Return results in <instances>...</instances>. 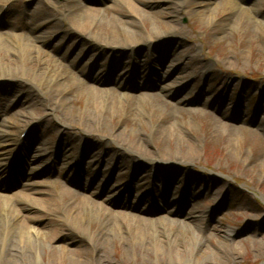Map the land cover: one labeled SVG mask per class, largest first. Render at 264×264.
I'll use <instances>...</instances> for the list:
<instances>
[{
	"label": "rangeland",
	"instance_id": "obj_1",
	"mask_svg": "<svg viewBox=\"0 0 264 264\" xmlns=\"http://www.w3.org/2000/svg\"><path fill=\"white\" fill-rule=\"evenodd\" d=\"M63 1L51 0L50 5L45 0L38 4L44 7L43 10L48 14L49 20L55 19L62 30L68 27L65 22L68 12ZM82 1L86 9L99 12V22L111 27L110 31L106 30V36L112 35L111 31L114 30L117 21L129 20L128 5L122 0ZM226 1L227 6L224 5ZM10 2H13V6L18 10L37 6L36 0L32 3L29 0ZM135 3L149 12H156L165 6L163 0H136ZM172 3H179L181 8L176 16L178 19L176 30L173 31L166 26L171 18V14L168 15L170 10H164L162 14L154 16L145 15L143 18L145 25L138 17L133 20L136 21L135 29L129 30L138 32L140 39H145L148 32L154 31L159 37L171 35L173 39L169 38L162 46L157 47L156 55L158 57L160 52H167L178 45V56L174 59L176 62L184 60V57L193 59L189 60L185 73L173 72L172 62H168L166 68L161 70L155 65L157 61L154 59L141 63L142 71L130 65L118 73L120 66L113 65L104 59L105 57L96 58L94 52L83 45L79 44L76 51L75 47L69 48L58 44L54 38L58 35L51 30L53 36L44 38L43 46L47 50H53L52 61H58L62 65L56 73L65 72L72 76L80 74L78 76H81L80 78L81 73H85L91 81L98 80L104 83L111 91L108 100L113 99L116 106L98 114L87 107L86 96L71 93L66 96L65 107L61 108L56 104L58 96L53 98V94L50 93V86L45 87L44 91L35 88L32 90L26 86L23 90H16L15 94L8 98L0 99V111L14 105L16 99L22 97L26 90L35 91L37 97L29 99L27 104L30 107L26 109L29 117L41 120L37 131L39 140L35 142L37 144L32 154L41 153L42 161L47 162L49 166L54 163V155L60 140L66 143L70 153L68 156L75 160L82 154L91 153V148L86 142L87 137L92 139L93 143L101 142L108 137L106 132L103 136L97 137L92 134L88 136L85 132L77 130L82 125L79 117L88 115L98 119L105 131L116 128L117 137L126 133L146 139L154 153L168 148L180 152L182 148H178L180 143L178 139L185 138L193 145L194 155L197 156L194 162L182 167L191 174L195 183L183 182L181 179L183 170L179 171L177 198L167 197L168 190L173 185L169 179L162 184L164 199L156 200L153 180L155 175L152 170L149 172V169L147 179L141 187L137 190L131 188L133 178L131 169L126 171L124 167L121 169L119 166L113 167L110 160L106 165L104 163L95 166L85 165L83 169L81 165L78 167L70 165L68 160L56 163L55 168H51L52 171H43L47 166L37 163L33 166L38 168L40 173L46 174H35L31 182L45 183L43 190L53 196L55 201H59L56 196L60 194L62 188H67L80 197L88 196L96 190L97 200L104 201L108 197L110 208L114 212L128 213L153 223L166 217L186 222L189 212L196 215L204 213L202 225L197 226L198 229L202 226L203 233L196 242L199 248H202L198 251L201 263L216 261L218 264H264V0H172ZM57 10L60 11L56 12ZM41 20H44V17ZM28 24L34 25V21H17L15 31L28 33ZM69 27L71 32L73 30V37L76 36V28L73 25ZM10 28L8 17L3 15L0 18V31ZM29 30L33 34L42 31L33 30L32 27ZM91 35L95 39L101 37L95 30ZM152 51L144 50L143 53L150 56ZM41 58L42 56L33 59L32 63L39 64ZM155 66L157 68H154ZM42 67L46 70L51 64ZM43 73L41 70L36 75L42 76ZM168 74L170 78L165 80L167 84L173 82L177 84L169 93L164 94L158 89L156 76ZM45 79L46 82L49 81L46 77ZM188 82L194 84V90L189 93L186 86ZM46 94L51 99L50 107L46 102ZM120 95H126V98L120 99ZM35 98L37 99L32 102ZM23 108L15 106L11 113L2 117V120L17 116ZM216 120H219L221 125L214 124ZM125 122L127 125H124ZM171 127L173 130L168 133ZM21 130L11 128V131L16 133L15 138ZM20 139L17 138L18 142ZM24 140L25 137L23 142ZM28 140L30 137L26 142ZM120 144L122 143L115 140L110 145L116 149ZM3 149L0 145L2 174L0 196L7 198L16 206L28 204L23 201L22 194L25 192L22 177L29 169L22 164L16 165L14 161L13 169L5 171L3 168V165L10 162V149L21 151V147L13 144L5 151V156H1ZM5 158L7 159L4 160ZM159 159L161 157H156V160ZM177 163L172 165H181L182 160H178ZM146 165L148 163L143 166ZM132 166L133 164H129V167ZM84 175L96 181L98 188L94 186V182L86 183L83 180ZM112 187L116 190L111 191ZM209 189L213 191L211 195L206 194ZM170 200L173 205H176L177 201L179 203L171 216H168L166 211L170 209ZM110 224L112 226L116 224L114 232L110 233L111 236L117 235V230H120L123 237L129 240L127 247L126 243L112 242L113 239L109 238L107 247L114 264H174L172 259L171 261L167 259V255L153 256L148 252L146 246L150 243L149 239L145 241L132 239L131 234L119 225L118 220L111 219ZM154 225L165 228L175 236L181 230H185L182 224L169 227L167 221L163 225ZM118 227L120 228L117 229ZM66 235L67 233L61 232L56 242L69 241ZM86 238L89 240L84 242L85 248L89 251L86 260L98 264V254L91 251V246L95 242L93 239L90 241L89 237ZM8 242H15V237H10ZM179 243L182 248L181 239ZM131 245L142 246L143 250L133 252L130 250ZM40 256L36 264H48L50 260L48 253L43 251ZM4 261L8 259L0 252V263ZM11 264L33 263L24 257L17 262L11 261ZM62 264H69V258L67 257Z\"/></svg>",
	"mask_w": 264,
	"mask_h": 264
},
{
	"label": "bare ground",
	"instance_id": "obj_2",
	"mask_svg": "<svg viewBox=\"0 0 264 264\" xmlns=\"http://www.w3.org/2000/svg\"><path fill=\"white\" fill-rule=\"evenodd\" d=\"M33 1L35 2V0H29L30 3ZM44 1L36 0L37 8L31 9V7H25V9L23 7L19 10L13 6L14 3L10 2V0L0 1V18L3 15L8 17L9 24L11 25L10 29L0 31V99L8 98L15 94L16 90H23L26 86H29L32 90L35 88L38 91H44L45 87L50 86L51 89L49 91L53 94V98L58 96L59 99L56 104H59L61 108L65 107L66 96L71 95V93L86 96L88 100L87 107L98 114L105 113V109L116 106V102L113 99L108 100L111 91L104 83L98 80L91 81V78L87 77L85 73H81L82 78H80L81 76L78 77L80 74L72 76L65 72L56 73L57 69L62 67V65L58 61H52L53 50H47L43 46L44 38L53 36L51 30L57 33L58 37L54 38H56L58 44L68 46L69 48L75 47L76 51L79 49V44L83 45L87 47L86 49L92 50L96 58L105 57L104 59L112 62L113 65L120 66L121 69L118 70V73L123 70L122 68L130 65L138 67V70L142 71V67L140 68V66L143 64L141 63L154 59L157 61L155 65L161 70L166 68L168 62H172L173 72L183 74L187 70L189 60H193L192 58L187 59L184 57V60L176 62L174 59L178 56V45L167 52H160L161 54L159 53L157 57V47L162 46L169 38L172 40L171 35L159 37L154 31V33L148 32V36L145 39H140L138 32L129 30L130 28L135 29L136 21L133 20L138 17L143 25H145V20H143L145 15H159L164 10H170L168 15L171 14V18L168 21L169 24L166 26L173 31L176 30V25L178 24L176 16L181 11V8L179 3L173 4L172 0H163L165 6L156 12L143 10L136 5V0H122L124 4L128 5L129 20L117 21L114 25V30L111 31V36H106V30L110 31L111 27L99 22V12L93 9H86L82 0L63 1L68 12L67 18L65 17L68 27L63 28V30L58 27L55 19L49 20L48 14L43 10L44 7L38 5ZM46 1L52 5L51 0ZM227 4L226 1L224 5L227 6ZM5 5H7V10L4 12ZM59 11L57 10L56 12ZM42 16L44 20H41L43 19ZM26 20L34 21V25H39L41 28L28 24V33H17L15 31L17 27L16 22H26ZM84 22L86 25H83ZM70 25H73L77 30L74 37L73 30L71 32V28L69 27ZM30 27L33 30L41 29L42 31H37L38 33L33 34L29 30ZM93 30L101 36L100 38H96L99 41L91 35ZM179 42H181V39H179ZM153 49L155 51H152ZM144 50H147V52L152 51L153 53L149 56L143 53ZM40 56H42L40 63L33 64L32 60ZM48 64H51V67H46L45 70L42 65ZM156 66L154 68H157ZM41 70L44 72L43 75H36ZM45 77L49 80L48 82H46ZM156 78L159 85L158 89L164 94L169 93L174 85L177 84L176 82L167 84L165 80L170 78L169 74L162 77L156 76ZM186 86L188 87L187 93L194 90L193 82H188ZM34 97H37L35 96V91L26 90L22 97L16 99L14 105L7 106L0 111V145L4 148L1 156H5V151L9 147H12L13 144L15 146L18 145V136L23 131H27L25 140L20 146L21 151L10 149V162H8V165H3V168L5 171L13 169L14 161L16 165L22 164L29 169V172L27 171L25 176L22 177L23 191L25 192L22 195L24 203L30 204L16 206L10 203L7 198L0 196V252L2 256L4 254L8 259V261L0 264H11V261L17 262L18 259H23L24 257H27L33 264H36L39 262L38 260L41 258L40 253L43 251H46L49 255L50 260H48V264H62L67 257L69 258V264H92L91 261L86 260L89 252L84 246V242L89 241H87L86 237H89L90 241L93 239L95 242L91 246V251H96L98 254V264H114L109 256L107 247L109 238L113 239L112 242L126 243L127 247L129 246V240H126L123 237V233L117 230L120 227L116 229L117 235L111 236L110 233L114 232V226H116V224L114 226L110 224L111 219L118 220L119 225L131 234L132 239H141L142 241L149 239L150 243L146 247L149 249L148 252L153 256L167 255V259L169 261L172 259V263L174 264H218L216 261L201 263V256L198 255V251L202 248H199L196 242L201 237L203 228L200 226L198 229L197 226L202 225L204 213L196 215L189 212L186 216L188 220L186 222H179L166 217L159 219L157 223H153L142 217L128 213L114 212L110 208L108 197L104 201L97 200V196L95 195L96 190L88 196L80 197L75 192L62 188L60 194L56 196V198H59V201H55L53 196L48 195L43 190L42 187L45 183L31 182L35 174H46V172L44 174L40 173L38 168L33 166L37 165V163H41L44 167L47 166L43 171H52L56 163L68 160L70 161V165L75 167L81 165L82 169L85 165L93 164L95 166L103 163L106 165L107 161L110 160L113 163V167L119 166L120 169L124 167L126 171L131 169V176H133L131 188L137 190L141 187L142 183L147 179L149 169V172L152 170V173L155 175L153 180L155 183L154 193L156 200L162 201L164 199L162 184L168 182L169 179L170 182L172 180L173 185L168 190L167 197L171 199L177 198L179 194L177 182L179 171L183 170L181 174L183 182H187L188 184L195 183L191 174L187 173L185 167H182L190 162H194L197 156L194 155L195 149L188 140L183 137L178 139L180 141L178 148H182L180 152L174 151L173 148H168L167 150L161 149L159 153H154L150 150V145L146 139L126 133H122L117 137L116 128L105 131V128L102 127L98 119L92 115H88L82 118L79 117V122L83 126L81 125L77 130L85 132L88 136L92 134L97 137L103 136L106 132L108 137H105L101 142L96 141L95 143L87 137L86 142H88L87 144L91 148V153L82 154L75 160L68 156L70 153L66 147V143L60 140L54 155V167L53 164L49 166L47 162L42 161L43 155L41 153L37 155L32 154L37 144L35 142L39 140L37 131L41 122L40 119L29 117L26 112V109L30 107L27 102L30 98ZM119 98L125 99L126 95H120ZM36 99H32V102ZM46 102L50 107L51 99L49 96H47ZM15 106H22L24 108L17 116L14 115L8 120H2V117L11 113ZM214 124L221 125L219 120H216ZM124 125H127V122ZM225 127L227 128L228 126ZM11 128L22 129L17 138H15L16 133H13ZM172 130L173 127L169 129L168 133L172 132ZM29 137L30 140L26 142V139ZM115 140L118 143H122L116 149L110 145ZM156 157H161V159L156 160ZM178 160H182L181 165H172L177 163ZM147 163L146 167L143 166ZM129 164H133V166L129 167ZM31 166L33 167L30 169ZM120 169L118 172H120ZM1 178L2 174H0ZM83 180L88 184L94 182V186L98 188L96 181L89 179L87 175L83 176ZM115 190V187H112L111 191ZM212 193L213 191L209 189L206 194L211 195ZM178 203L179 201H177L176 205H173L172 200L169 201L170 209L166 211L168 216H171ZM166 221L169 227L182 224L185 226V230H181L175 236L167 232L165 228L154 225H163ZM61 232L67 233L66 238L68 237L70 240L65 243L56 242ZM10 237H15V242L9 243ZM180 239L183 241L182 248L179 243ZM130 250L138 253L143 250V247L131 245Z\"/></svg>",
	"mask_w": 264,
	"mask_h": 264
}]
</instances>
